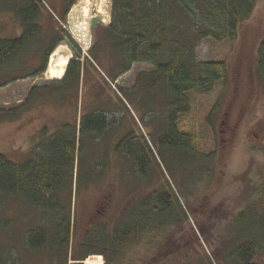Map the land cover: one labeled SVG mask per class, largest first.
Instances as JSON below:
<instances>
[{
	"label": "rangeland",
	"instance_id": "374dc122",
	"mask_svg": "<svg viewBox=\"0 0 264 264\" xmlns=\"http://www.w3.org/2000/svg\"><path fill=\"white\" fill-rule=\"evenodd\" d=\"M15 2L0 0L1 37L13 38L22 31L11 9ZM82 2L77 0L65 15L66 0H46V11L42 14L47 32L52 26H61L89 57L79 90L73 85L58 88L55 82L61 78L48 73L53 53L46 71L37 77L5 84L2 82L8 77L1 71L0 111L20 112L16 119L0 120V153L23 162L35 151L44 127L52 134L60 124L76 117L80 120L85 112L106 111L116 124L103 142L110 152V170L100 180L79 191L73 190L72 195L69 193L75 229L67 253L59 245L53 246L51 240L39 250H30L26 245L27 233L39 227L52 233L54 220L21 199L2 198L3 262L59 264L67 260L73 264L79 258L75 257L79 255L78 242L90 226L98 222L112 224L131 200L158 189L177 195L184 210L183 221L146 234L129 252L127 262L235 264L238 249L248 238L262 246L255 251L254 264H264V81L257 71L258 48L264 37V0H258L251 16L240 22L236 42L207 39L198 47L200 60H225L228 75L210 92L188 93L189 109L179 116V125L194 137L200 153L192 155L183 151L171 153L161 145L171 108L166 85L156 74L148 75L155 70L154 66L134 63L129 71L115 77L123 62L114 60L106 38L112 23L113 0H108L110 14L105 0H86L81 5ZM95 15L101 16L104 23L91 28L90 21ZM69 20L74 22L73 27H69ZM88 36L91 43L87 42ZM94 44L98 48L92 53L96 62L90 53ZM61 48L70 51L69 60L76 58L69 44H60L57 50ZM34 53L31 51L29 56L32 58ZM14 73L20 74V63L7 67L9 76ZM33 88L36 91L28 100ZM131 132L156 154L150 182L141 181L135 168H129L131 175L126 176L124 171L129 163L125 164L114 153L119 139ZM203 168L206 172L196 181ZM93 256H99L100 261H91ZM84 261L105 264V257L93 254Z\"/></svg>",
	"mask_w": 264,
	"mask_h": 264
},
{
	"label": "trees",
	"instance_id": "16d2710c",
	"mask_svg": "<svg viewBox=\"0 0 264 264\" xmlns=\"http://www.w3.org/2000/svg\"><path fill=\"white\" fill-rule=\"evenodd\" d=\"M15 1L11 9L19 19L22 31L13 38L0 36V72L5 71V77H8L2 83L44 73L50 55L60 44L67 43L76 58L71 59L65 76L63 73V78L55 83L59 89L73 85L79 90L89 57L83 54L80 45L66 29L52 26L50 32L45 30L42 14L46 11V0ZM76 1L66 0L65 15ZM257 2L113 0L112 23L107 29L106 38L114 60L123 62L115 77L129 71L134 63H151L154 66L155 70L148 75L156 74L157 79L160 77L170 97L167 130L161 135L164 149L171 153H200L193 135L181 130L179 116L189 109L188 93L191 90L212 91L217 82L226 79L228 66L225 60H200L198 47L207 39L236 42L240 22L251 16ZM105 5L110 14L108 0H105ZM46 44L49 46L45 47ZM97 49L96 44L91 47V56ZM31 51H35L32 58L31 54L29 56ZM82 58L86 61L83 62ZM19 63L20 74L9 76L7 67ZM28 70L33 72L29 73ZM257 71L264 81V37L258 48ZM35 91V88L31 90L28 100ZM19 112L2 110L0 120L16 119ZM115 126L106 111L85 112L80 120L76 117L74 121L60 124L52 134L47 127L41 129L35 151L23 162L13 161L0 153V200L5 197L21 199L54 220L52 233L44 227L27 233L26 245L30 250H39L51 240L53 246L59 245L68 252L72 230L75 229L72 226V199L69 193L72 195L73 190L79 191L109 172L110 152L103 142L108 140ZM114 153L125 164L129 163L124 171L126 176H130V170L135 168L141 181L150 182L152 164L157 157L149 144L139 140L134 133H127L115 145ZM205 172L206 168H203L200 176L197 174L196 181ZM182 210L177 195H172L168 190L148 191L138 199L131 200L112 224L98 222L90 226L78 242L79 255L75 257L79 258L73 264H85L83 260L93 254L103 255L105 264H134L127 262L132 248L146 234L181 223ZM259 247H262L261 244L247 238L238 249L235 264H254L255 251ZM98 257H90V260L100 261ZM0 264H5L1 247ZM59 264H68V261ZM98 264H103V261Z\"/></svg>",
	"mask_w": 264,
	"mask_h": 264
},
{
	"label": "bare ground",
	"instance_id": "6f19581e",
	"mask_svg": "<svg viewBox=\"0 0 264 264\" xmlns=\"http://www.w3.org/2000/svg\"><path fill=\"white\" fill-rule=\"evenodd\" d=\"M103 19V18H102ZM74 23V22H73ZM90 37V36H88ZM88 39V38H87ZM88 42V41H87ZM58 50H56L53 53V59L50 63V66L48 68V73L50 74V76L54 77V76H59L62 72H66V69L68 66L67 64H69L70 62V51H68L66 48H61L58 52ZM51 60V59H50ZM66 68V69H65ZM65 75V73H64ZM63 76V74H61V76H59L60 78ZM59 78V79H60ZM63 78V77H62ZM61 78V79H62Z\"/></svg>",
	"mask_w": 264,
	"mask_h": 264
},
{
	"label": "water",
	"instance_id": "95a60500",
	"mask_svg": "<svg viewBox=\"0 0 264 264\" xmlns=\"http://www.w3.org/2000/svg\"><path fill=\"white\" fill-rule=\"evenodd\" d=\"M99 23H104V21H103L101 16L95 15L92 17V19L90 21V26H91V28H96ZM68 25H69V27H73L74 26L73 21L69 20ZM87 41H88V43H91L90 37H88ZM84 263H85V261H84Z\"/></svg>",
	"mask_w": 264,
	"mask_h": 264
},
{
	"label": "crops",
	"instance_id": "0c3cea01",
	"mask_svg": "<svg viewBox=\"0 0 264 264\" xmlns=\"http://www.w3.org/2000/svg\"><path fill=\"white\" fill-rule=\"evenodd\" d=\"M62 74V73H61ZM59 76H61V75H59ZM59 76H57V77H59Z\"/></svg>",
	"mask_w": 264,
	"mask_h": 264
}]
</instances>
